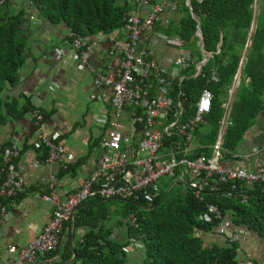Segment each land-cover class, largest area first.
Masks as SVG:
<instances>
[{
  "label": "trees",
  "instance_id": "1",
  "mask_svg": "<svg viewBox=\"0 0 264 264\" xmlns=\"http://www.w3.org/2000/svg\"><path fill=\"white\" fill-rule=\"evenodd\" d=\"M12 1L6 0L0 6V126L9 119H22L39 109L30 99L20 107L18 99L6 97L10 88L19 85L20 71L26 62L27 39L23 38L22 28L28 10L34 11L38 20L65 26L79 37L114 35L124 30V14L133 12L129 0H28L27 7L12 13ZM178 1L181 15L175 21L177 23L171 22L165 28L158 22L156 28L168 37L182 39L185 50L200 59L199 26L204 51L211 53L198 76H195L193 66L182 71V81L176 80L170 93L174 105L182 103L185 118L193 115V105L203 88L210 89L214 95L207 123L195 132L196 156L209 157L211 154L209 147L216 140L222 116L219 97L231 87L245 52L241 83L230 112L231 124L223 141L224 151L238 152L239 145L264 113V0H189L192 15L186 0ZM256 2L258 13L255 17L253 7ZM254 19L255 29L249 35ZM67 42L72 44L73 38L69 36ZM213 73L217 80L208 83ZM39 110L45 123L49 114ZM10 145L5 143L0 148V169ZM42 156L45 161V154ZM75 169L72 165L64 169L63 174ZM176 180L172 178L160 187L152 206L143 201L90 198L79 208L75 219L65 224L61 233L63 242L47 256H59L62 264H127L122 248L133 238L143 248L141 264H244L238 257L240 247L237 242L230 243L226 237L222 245L205 240V235L214 234L220 221H200L198 217L205 213L208 204H215L234 228H245L252 235L264 238V185H254L248 190L250 197L244 203L238 196L222 197L218 192L197 200L189 187L180 182L173 185ZM178 185L184 188L183 192L176 189ZM119 203L122 205L118 206ZM132 215L136 226L130 224ZM113 216L116 226L123 224L119 219H127L125 241L115 240L112 229L107 227Z\"/></svg>",
  "mask_w": 264,
  "mask_h": 264
},
{
  "label": "built area",
  "instance_id": "2",
  "mask_svg": "<svg viewBox=\"0 0 264 264\" xmlns=\"http://www.w3.org/2000/svg\"><path fill=\"white\" fill-rule=\"evenodd\" d=\"M129 1L146 8V12L124 14L123 40L117 42L111 36L79 37L73 32L69 34L73 38V60L93 74L96 88L111 91V114L102 118L107 125V135L99 145L100 163L81 187L65 198L57 191V178H51L50 192L42 199L52 205V217L40 235L27 246L9 247V253L16 255L10 264H41L42 258L46 259L63 242L61 233L65 224L75 219L79 208L90 198L143 201L152 206L159 194V181L167 177L176 178L178 183L189 187L197 200L218 192L222 197L238 196L246 203L250 197L247 191L254 185H264V145L247 153L240 150L229 153L223 149L224 135L231 124L233 90L229 100L221 104L222 117L216 140L209 147L210 156L195 154V132L207 123L214 95L210 89L203 88L193 105V115L185 118L182 103L174 105L170 93L175 81H182V71L193 66L195 76H198L211 54L202 52L198 59L185 50L182 39L173 37L169 44L176 49L177 55L161 63L149 47L156 23L161 22L167 27L169 17L179 10V1ZM5 2L0 0V6ZM186 6L191 9L189 0H186ZM106 40L112 42L109 56L119 54L122 59L107 72H99L89 63V54ZM57 51L61 56L63 51ZM216 80L213 73L208 83ZM32 117L35 126L42 127L44 116L39 109L32 112ZM35 148L43 151L48 164H59L68 169L76 162L58 135H42ZM23 150V143L15 141L4 155L0 169V218L16 206L15 200L20 195L27 192L25 177L18 168ZM198 219L219 220L217 229L221 235L232 226L215 204H208ZM135 223L132 215L130 224L136 226ZM228 241L236 242L237 237L230 236ZM134 244L136 241L129 239V245L122 248L123 253L128 254Z\"/></svg>",
  "mask_w": 264,
  "mask_h": 264
},
{
  "label": "crops",
  "instance_id": "3",
  "mask_svg": "<svg viewBox=\"0 0 264 264\" xmlns=\"http://www.w3.org/2000/svg\"><path fill=\"white\" fill-rule=\"evenodd\" d=\"M12 3L11 12L16 13L27 7L28 0H13ZM131 10L142 14L146 12V8L136 5ZM28 13L22 28L23 38L27 39L26 62L20 71L19 85L10 88L6 97L9 100L18 99L20 107L30 99L36 108L43 109L49 116L42 127L35 126L32 113L22 119H9L0 126V148L5 143L12 144L15 141L24 145L18 168L25 177L27 187V192L18 201L15 200L16 206L0 218V264H10L15 259L16 255L9 253V247L27 246L50 221L53 207L42 196L50 192L49 185L53 176L58 181L57 191L65 198L80 188L97 169L101 159L99 145L107 135V125L102 122V118L111 114V91L107 88H96L93 74L73 60L72 44L67 42L70 31L65 26H55L38 20L34 11L31 13L28 10ZM180 15L177 12L169 17L170 23L176 24L175 21ZM255 25L254 19L249 35L254 31ZM154 30L149 47L158 61L163 63L177 55L176 49L169 44L176 36L168 37L160 33L156 25ZM110 36L118 42L123 40L125 33L122 30ZM111 44L112 42L106 40L89 54V63L99 72H107L122 59L119 54L109 56ZM57 50L63 51L61 56ZM199 50L201 53L205 52L204 48L201 49V43ZM244 55L245 52L241 64ZM241 64L229 88L234 91L233 101L241 83ZM254 127V131H250L239 145L238 152L240 150L247 153L264 145V113ZM45 134L61 135L60 141L76 158L74 171L63 174L61 165L48 164L43 160V151L36 149L35 143ZM78 235L80 236L79 232ZM230 236L237 237L236 242L240 247L238 257L242 263L264 264V238L252 235L245 228L231 226L223 235L217 229L214 234H207L204 238L207 243L222 245L226 241L224 237L228 239ZM47 257L42 258L41 264H62L59 256Z\"/></svg>",
  "mask_w": 264,
  "mask_h": 264
},
{
  "label": "rangeland",
  "instance_id": "4",
  "mask_svg": "<svg viewBox=\"0 0 264 264\" xmlns=\"http://www.w3.org/2000/svg\"><path fill=\"white\" fill-rule=\"evenodd\" d=\"M253 13L254 16L256 17L258 13V2L255 4L253 7ZM230 91L231 89H226L224 94L219 97V102L221 103H226L229 98H230ZM255 127H252L251 131H254ZM249 134V133H248ZM248 136V135H247ZM254 159H251L253 161ZM170 181V178L164 177L159 181L160 187L163 186V184L167 183ZM174 183V182H173ZM176 189L180 191H184V188L180 185L176 186ZM122 204H118V206H121ZM123 224L121 226H116V220L115 216L112 217V221L107 223V227H110L112 229V235L113 238L117 241H125L126 240V225L127 224V219L126 218H121L119 219ZM138 244V245H137ZM134 245H131L130 252L126 254V260L127 264H141L142 258H143V248L140 243H137Z\"/></svg>",
  "mask_w": 264,
  "mask_h": 264
},
{
  "label": "water",
  "instance_id": "5",
  "mask_svg": "<svg viewBox=\"0 0 264 264\" xmlns=\"http://www.w3.org/2000/svg\"><path fill=\"white\" fill-rule=\"evenodd\" d=\"M190 13H191V15H192V11H191V9H190ZM25 22H26V19H24L23 24H24ZM197 36H198L199 39H200L201 49H203V47H204V45H203V36H202V32H201L199 26L197 27ZM221 43H222V42H220V43L218 44V46H217V51L220 50ZM177 183H178V182L176 181V182H174L173 185H176ZM170 188H171V187H170ZM170 188H169V190H170ZM74 233H75V226H73V237H74ZM74 258H75V256L73 257V260H74ZM68 264H71V263H68Z\"/></svg>",
  "mask_w": 264,
  "mask_h": 264
}]
</instances>
